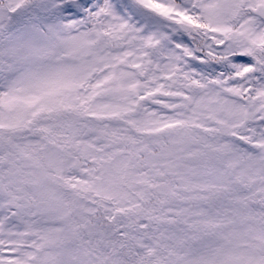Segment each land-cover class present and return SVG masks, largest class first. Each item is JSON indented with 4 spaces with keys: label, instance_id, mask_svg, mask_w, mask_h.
Wrapping results in <instances>:
<instances>
[{
    "label": "snow or ice",
    "instance_id": "snow-or-ice-1",
    "mask_svg": "<svg viewBox=\"0 0 264 264\" xmlns=\"http://www.w3.org/2000/svg\"><path fill=\"white\" fill-rule=\"evenodd\" d=\"M0 264H264V0H0Z\"/></svg>",
    "mask_w": 264,
    "mask_h": 264
}]
</instances>
